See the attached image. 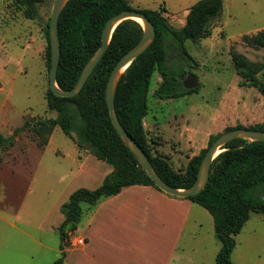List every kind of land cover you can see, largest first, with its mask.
Returning a JSON list of instances; mask_svg holds the SVG:
<instances>
[{
    "label": "trees",
    "instance_id": "trees-1",
    "mask_svg": "<svg viewBox=\"0 0 264 264\" xmlns=\"http://www.w3.org/2000/svg\"><path fill=\"white\" fill-rule=\"evenodd\" d=\"M28 19L38 16V6L47 0H12ZM224 0H200L188 14L180 29L169 25L164 7L157 10L135 8L129 0H70L59 18L61 46L57 82L64 90L72 89L85 65L98 51L106 22L125 10L144 13L154 24L156 37L148 49L133 61L121 76L115 93V109L124 129L142 147L158 174L175 188H189L196 179L203 158L217 139L212 136L207 149L191 158L185 170L175 169L172 162L159 152H152L144 120L149 114L148 95L151 82L159 72L163 82L153 92L160 99H172L199 91L187 90L182 79L193 61L185 43H194L211 35V24L223 12ZM50 21L48 22L47 64L51 69ZM143 28L135 20L122 22L114 31L108 51L103 56L84 88L74 97H57L49 89L47 105L57 113L55 118L26 122L9 137L0 133V151L12 148L25 128L32 131L44 149L56 128H60L78 146L113 167L96 190L81 188L71 194L62 206L65 217L59 228L61 250L67 233L74 232L82 220L84 206L94 208L102 199L119 194L123 188L150 185L159 189L139 164L117 133L106 102V86L119 59L142 38ZM248 45L264 48V30L245 38ZM179 55L182 66L176 67L168 58ZM241 86L258 88L264 96V63L259 65L240 53L232 54ZM189 67V68H187ZM235 128H245L237 126ZM230 128L229 130L235 129ZM248 129L264 131V124ZM225 151L213 161L207 186L187 199L205 208L213 217L215 233L221 243L217 264H234L235 236L243 229L252 213L264 215V142L237 138L225 145ZM160 190V189H159ZM162 191V190H160ZM64 252L54 264H63Z\"/></svg>",
    "mask_w": 264,
    "mask_h": 264
},
{
    "label": "rangeland",
    "instance_id": "rangeland-1",
    "mask_svg": "<svg viewBox=\"0 0 264 264\" xmlns=\"http://www.w3.org/2000/svg\"><path fill=\"white\" fill-rule=\"evenodd\" d=\"M129 1L140 9L164 7L169 25L180 29L186 24L191 7L200 0ZM54 2L47 0L40 4L38 16L28 19L12 0H0V133L6 137L28 121L33 124L57 116L49 110L46 99L50 89L47 31ZM263 30L264 0H224L222 15L211 24V35L196 43H185L195 61H188L192 67H187V71L199 78V91L160 99L153 92L163 78L159 72L155 73L145 119L152 152L166 156L175 169L185 170L192 157L208 148L212 136L237 126L250 128L264 124V96L258 88L240 85L242 78L236 74L232 61L236 52L263 64L264 48L252 47L245 40ZM172 54L169 62L180 68L183 61L177 53ZM39 142L25 128L12 148L0 151V209L13 210L18 215L13 220L31 228L47 218L73 177L70 169L76 170V164L64 156L73 149L74 142L59 127L50 146L42 149ZM75 186L69 185V190ZM199 209L205 216L201 217V247L206 253L203 262L195 264H217L215 256L221 243L214 231L213 218L205 208ZM83 222L82 218L78 227ZM52 223L50 220L47 227ZM52 238V246L59 249L60 237L55 233ZM235 240L234 264H264V215L252 213ZM195 242L190 239L191 245ZM56 255L50 251L45 262L42 258L36 263L51 264Z\"/></svg>",
    "mask_w": 264,
    "mask_h": 264
},
{
    "label": "crops",
    "instance_id": "crops-1",
    "mask_svg": "<svg viewBox=\"0 0 264 264\" xmlns=\"http://www.w3.org/2000/svg\"><path fill=\"white\" fill-rule=\"evenodd\" d=\"M144 125L147 128L145 120ZM55 130L45 148L52 144ZM56 152L64 155L58 149ZM64 156L76 164V170L74 167L70 169L72 179L50 208L47 218L37 227L18 225L13 220L18 217L13 210L0 209V264H38L37 259L43 258L45 262L50 251L56 252L57 259L64 252L63 264L203 262L206 251L201 247L203 213L200 206L187 198L171 196L150 185L125 187L119 194L102 199L92 209L85 205L84 222L74 231L75 238H83L85 244L79 246L73 240L70 244L65 242L63 250L61 246L59 249L57 245L52 246V237L55 233L60 237L59 228L65 220L61 208L71 194L80 188L98 189L113 172L111 165L87 150H80L75 143L73 149ZM69 185L76 186L69 190ZM50 220L53 223L47 227ZM191 238L197 241L193 245L190 243ZM57 259L54 262L52 260L51 264Z\"/></svg>",
    "mask_w": 264,
    "mask_h": 264
},
{
    "label": "water",
    "instance_id": "water-1",
    "mask_svg": "<svg viewBox=\"0 0 264 264\" xmlns=\"http://www.w3.org/2000/svg\"><path fill=\"white\" fill-rule=\"evenodd\" d=\"M70 0H55L52 9V16L50 21V45H51V69H50V90L57 97H74L81 92L84 88L89 77L108 51L112 36L116 28L126 20H141V26L143 28V36L140 41L125 53L117 62L114 69L111 72L107 86H106V102L109 109L110 118L116 129L117 133L124 141L126 146L133 153L139 164L143 167L146 173L152 178L155 185L163 192L179 197L188 198L198 195L208 184L210 178V172L213 161L218 155L225 151V145L237 138L246 139L249 141H261L264 142V131L253 130L248 128H235L227 132L222 133L209 147L205 157L203 158L195 183L189 188H175L168 184L158 174L150 159L146 155L142 147L129 135L119 121L116 109H115V93L118 82L125 71L131 66L133 61L137 59L142 53H144L156 37V29L154 24L148 19V17L137 10H125L117 15L111 17L105 24L102 32V43L98 51L93 55L89 62L85 65L77 83L70 90L62 89L57 82L58 68L60 63L61 46L59 39V18L65 5ZM173 54L168 58L171 61ZM264 80V74H263ZM185 89L194 90L200 87L199 78L187 71L186 76L181 80Z\"/></svg>",
    "mask_w": 264,
    "mask_h": 264
},
{
    "label": "built area",
    "instance_id": "built-area-1",
    "mask_svg": "<svg viewBox=\"0 0 264 264\" xmlns=\"http://www.w3.org/2000/svg\"><path fill=\"white\" fill-rule=\"evenodd\" d=\"M73 240H76V243L79 245V246H82L85 244V240L83 238H75V234L74 232H68L67 233V240H66V243L70 244Z\"/></svg>",
    "mask_w": 264,
    "mask_h": 264
},
{
    "label": "bare ground",
    "instance_id": "bare-ground-1",
    "mask_svg": "<svg viewBox=\"0 0 264 264\" xmlns=\"http://www.w3.org/2000/svg\"><path fill=\"white\" fill-rule=\"evenodd\" d=\"M136 22H139V23H141V20H140V19H136Z\"/></svg>",
    "mask_w": 264,
    "mask_h": 264
},
{
    "label": "flooded vegetation",
    "instance_id": "flooded-vegetation-1",
    "mask_svg": "<svg viewBox=\"0 0 264 264\" xmlns=\"http://www.w3.org/2000/svg\"><path fill=\"white\" fill-rule=\"evenodd\" d=\"M185 77V76H184Z\"/></svg>",
    "mask_w": 264,
    "mask_h": 264
}]
</instances>
